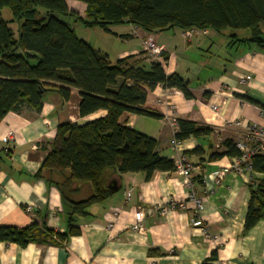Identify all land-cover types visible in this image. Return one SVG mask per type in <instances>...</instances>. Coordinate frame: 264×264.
I'll return each mask as SVG.
<instances>
[{"label": "crops", "instance_id": "0c3cea01", "mask_svg": "<svg viewBox=\"0 0 264 264\" xmlns=\"http://www.w3.org/2000/svg\"><path fill=\"white\" fill-rule=\"evenodd\" d=\"M65 3L84 15L85 3ZM133 28L127 23L99 28L109 38H103L107 45L94 48L107 54L111 62L134 56L147 63L141 42L147 32L139 28L135 36ZM260 31V44L249 41V29H206L190 39L179 29L151 33L166 53L165 73L184 77L192 98L158 85L147 92L143 105L156 117L124 112L119 121L154 138L161 157H185L193 165L189 184L176 170L155 172L146 180L143 173L120 174L109 169L105 178L117 190L89 207V215L79 224V235L56 245L20 247L0 242V264H202L212 251L217 258L210 264H264V218L243 233L249 185L262 174L235 170L233 157L210 158L222 154L225 139L234 142L240 138L241 131L228 122L264 124L260 113L264 108V21ZM76 36L89 42L83 33ZM79 99L76 89L70 90L66 102L52 94L39 112L22 108L0 120V226L22 228L43 217L47 228L58 233L65 230L66 211L58 189L33 175L51 149L58 124L82 125L105 115V110H98L80 117ZM212 104L217 105L216 111ZM169 116L207 126L210 133L190 136L174 147ZM213 172H222L219 181L206 179ZM75 186L73 200L91 194L88 184ZM191 194L201 200L200 211ZM171 201L176 202V208H170ZM26 206L35 211L33 217L25 211ZM138 208L144 214L140 231L131 228ZM161 208L166 209L164 214H160Z\"/></svg>", "mask_w": 264, "mask_h": 264}, {"label": "trees", "instance_id": "16d2710c", "mask_svg": "<svg viewBox=\"0 0 264 264\" xmlns=\"http://www.w3.org/2000/svg\"><path fill=\"white\" fill-rule=\"evenodd\" d=\"M77 1L86 4L84 16L70 10L65 0H0V9L9 8L14 19L20 21L15 35L0 16V120L8 112H20L22 108L39 112L52 94L66 102L71 89L80 96V117L106 111L104 116L82 125L58 124L51 149L33 175L58 189L66 211L65 230L58 233L46 227L43 217L40 222L34 218L22 228L0 226V242L20 247L30 243L56 245L79 235V224L89 215V207L102 203L113 193L105 178L109 169L120 174L143 173L146 180L155 172L175 170L173 159L158 154L154 138L124 125L119 117L124 112L156 117L143 105L147 92L158 85L192 98L186 79L176 72L165 73L161 62L147 56L144 64L134 56L111 62L107 54L77 37L64 18L103 30L127 23L147 33L170 29H249V41L261 43L264 0ZM161 54L166 61V53ZM177 123V141L210 133L207 126L189 120L177 119ZM222 146V154H212L210 158L239 155L230 139H225ZM250 166L262 178L249 185L243 233L264 218V155L252 156ZM76 184H88L91 194L73 200ZM216 258V251H212L202 264H210Z\"/></svg>", "mask_w": 264, "mask_h": 264}, {"label": "built area", "instance_id": "2783aa9c", "mask_svg": "<svg viewBox=\"0 0 264 264\" xmlns=\"http://www.w3.org/2000/svg\"><path fill=\"white\" fill-rule=\"evenodd\" d=\"M133 30L131 34L136 35L139 30L138 27L133 26ZM196 29H191L185 31L184 34L186 37L191 38ZM136 34H135V33ZM142 48L145 51L147 57L151 60H157L162 64L165 62L162 56L163 49L156 43L153 35L151 33H145L142 37ZM211 109L216 111L217 105L212 104ZM261 115L264 117V108L260 111ZM169 125L172 130V139L171 144L174 147H177L179 141L174 139V134L178 131V123L177 119L174 116H170ZM228 126L232 128L239 129L241 131L240 138L234 141V146L238 150L239 155L233 157V164L235 170L237 171H252L250 166V159L252 156L260 154L264 155V124H256V123H246L242 120H233L227 123ZM175 161V170L182 174L188 184H189V175L193 170V165L186 160L185 157L179 156ZM222 172H213L206 175V179L208 180H216L219 181L221 179ZM127 198L129 197V192L126 194ZM190 198L193 199L196 203V208L198 211L202 209V202L200 199L194 197L193 194L190 195ZM170 208H176V202H170ZM178 208L181 207L180 203L177 204ZM177 208V209H178ZM25 211L28 212L32 217L34 216V211L32 207L26 206ZM166 211L165 208L160 209V214H164ZM143 219L144 214L143 211L138 208L134 212V222L131 225V228L136 231H140L143 228Z\"/></svg>", "mask_w": 264, "mask_h": 264}, {"label": "rangeland", "instance_id": "374dc122", "mask_svg": "<svg viewBox=\"0 0 264 264\" xmlns=\"http://www.w3.org/2000/svg\"><path fill=\"white\" fill-rule=\"evenodd\" d=\"M0 16L3 20L8 22L9 27L12 28L13 32L15 35L18 34L19 29H20V21L18 19H14L11 11L9 8L4 7L2 9H0ZM84 16V15H83ZM67 22H69V24L72 27H75V32L76 35H81V33L87 35L88 37V43L90 45H92V47L98 46V45H107L106 42L103 41V38H109V37H104L100 32L99 28H86L83 27L81 24L77 23L76 25H74V22L71 19L68 18H64ZM85 30V31H82ZM163 32V31H162ZM198 32H202V33H206V30H196L195 33L197 34ZM135 33V32H134ZM139 33V31H137V34ZM194 33V34H195ZM136 34V33H135ZM137 34L135 36H137ZM161 34V33H158ZM184 34V33H183ZM162 36L164 37L165 35L162 34ZM184 37L186 39H190L188 37L185 36ZM164 52V51H163ZM147 56V55H146ZM170 116L168 117V122H169Z\"/></svg>", "mask_w": 264, "mask_h": 264}, {"label": "water", "instance_id": "95a60500", "mask_svg": "<svg viewBox=\"0 0 264 264\" xmlns=\"http://www.w3.org/2000/svg\"><path fill=\"white\" fill-rule=\"evenodd\" d=\"M107 187L110 188L111 190H117V187H114V186H112V185H110L108 183H107Z\"/></svg>", "mask_w": 264, "mask_h": 264}]
</instances>
